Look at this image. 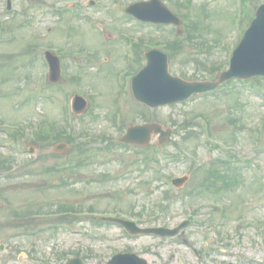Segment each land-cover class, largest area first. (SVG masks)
Masks as SVG:
<instances>
[{
    "label": "rangeland",
    "instance_id": "374dc122",
    "mask_svg": "<svg viewBox=\"0 0 264 264\" xmlns=\"http://www.w3.org/2000/svg\"><path fill=\"white\" fill-rule=\"evenodd\" d=\"M72 1L16 0L12 13L0 11L7 18L5 38L0 36V124L5 128L0 129V141L9 145L0 146V156L7 163L0 166V244L5 245L0 264H65L71 257H80L85 264H105L116 252H133L150 264H264V175L254 176L241 166L238 183L230 188L222 185L221 177L214 186L205 185L206 171L213 172L209 164L218 156L213 143L202 141L200 123L192 120L196 114L207 117L212 135L234 144L235 161L252 163L264 174V79L256 81V92L236 81L206 97L192 96L153 109L145 108L130 93V80L145 64L143 52L149 46L168 54L170 74L186 80L214 79L217 65L228 61L253 10L264 0H243L239 10L237 0H163L175 14H181L180 49L169 44L177 39L173 26L143 23L136 27L130 23L123 9L137 0H100L98 12L78 7L69 22L60 17L55 20L53 11L43 10L51 2L63 7ZM80 3L77 5H84ZM98 25L102 32L94 29ZM10 32L13 39L7 41ZM129 37L150 41V45L145 42L138 47L133 54L138 55L136 59L128 57L121 46ZM46 47L68 51V68L60 86L44 89L46 71L41 58ZM74 74L80 78L76 82L70 80ZM42 90L53 94L50 101L28 99ZM73 94L83 96L89 104L73 120L76 132L70 131L71 136L79 131L87 134V152L74 150V141L64 153L52 156L53 142L32 139L33 131L37 135L49 123L64 127V112L69 110ZM113 114H119L116 118L123 122L122 130L116 127ZM143 117L173 128L169 140L157 147L167 155L163 160L154 148L155 139L139 153L114 139L129 124L141 123ZM103 139L107 140L105 147H101ZM181 148L194 155L201 167L190 168L187 160L169 158L168 154H180ZM80 156H85V164L76 159ZM151 157L161 161L162 174L187 173L189 179L175 188L156 179L160 174L144 167L136 169L140 160ZM63 162L77 165L55 170ZM218 170L226 171L221 164ZM167 187L172 189L173 207L165 212L166 217L148 222L144 217L149 213L166 210L168 205L161 203V197ZM258 187L262 193L252 195ZM194 188L201 192L187 196L186 211L198 210L182 233L190 243L187 247L176 239L129 236L114 225L92 219L118 213L141 219L142 226H173L186 218L178 199ZM208 201L220 202L230 211L221 216ZM61 210L74 212L68 218L71 228L60 224L55 230V225L47 229L48 222L68 221L58 217ZM15 212L33 213L28 217L31 223L13 225ZM238 216H242L241 222L235 221ZM218 230L225 240H219ZM192 247L204 253L202 262L197 263Z\"/></svg>",
    "mask_w": 264,
    "mask_h": 264
},
{
    "label": "water",
    "instance_id": "95a60500",
    "mask_svg": "<svg viewBox=\"0 0 264 264\" xmlns=\"http://www.w3.org/2000/svg\"><path fill=\"white\" fill-rule=\"evenodd\" d=\"M155 5L158 9L156 15L148 12L145 7ZM137 6L139 10L137 9ZM129 11L143 19L155 21L179 23V20L171 14L163 4H135L129 8ZM148 63L133 78V92L136 98L150 106H157L183 99L194 91H201L215 87L219 82L232 77H247L251 75L264 74V5L256 11V17L245 32V35L233 53L230 61V67L219 75V82L216 83H189L176 77H171L167 72L166 55L159 51H150L146 54ZM53 72H57L55 65ZM58 75V74H57ZM76 104L82 107L83 103L76 98ZM161 131L159 125L155 123L135 126L128 130L124 141L137 140L141 144H146L150 139L151 132ZM170 130L163 133L162 140H166ZM140 137V138H136ZM183 179L176 182L180 183ZM128 229L131 233L136 232H155L170 233L163 229L145 228L140 229L131 223H128ZM80 260H74L68 264H80ZM108 264H146V262L134 254H119L114 256Z\"/></svg>",
    "mask_w": 264,
    "mask_h": 264
}]
</instances>
